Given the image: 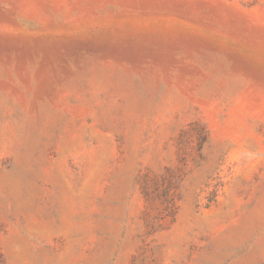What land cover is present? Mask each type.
<instances>
[{
	"label": "rangeland",
	"instance_id": "374dc122",
	"mask_svg": "<svg viewBox=\"0 0 264 264\" xmlns=\"http://www.w3.org/2000/svg\"><path fill=\"white\" fill-rule=\"evenodd\" d=\"M0 264H264V0H0Z\"/></svg>",
	"mask_w": 264,
	"mask_h": 264
}]
</instances>
